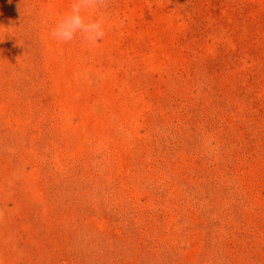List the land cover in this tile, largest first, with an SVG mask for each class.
I'll return each instance as SVG.
<instances>
[{"label":"rangeland","instance_id":"374dc122","mask_svg":"<svg viewBox=\"0 0 264 264\" xmlns=\"http://www.w3.org/2000/svg\"><path fill=\"white\" fill-rule=\"evenodd\" d=\"M0 0L2 264H264V0Z\"/></svg>","mask_w":264,"mask_h":264},{"label":"clouds","instance_id":"9594fccd","mask_svg":"<svg viewBox=\"0 0 264 264\" xmlns=\"http://www.w3.org/2000/svg\"><path fill=\"white\" fill-rule=\"evenodd\" d=\"M107 6L108 0H71L65 14L50 28L49 38L57 45L70 44L77 39L89 46L96 45L111 27L102 11Z\"/></svg>","mask_w":264,"mask_h":264}]
</instances>
